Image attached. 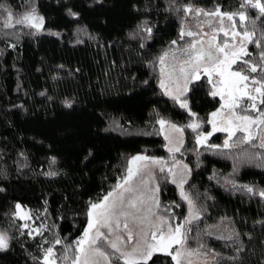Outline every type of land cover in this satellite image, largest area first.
<instances>
[{"label": "trees", "instance_id": "trees-1", "mask_svg": "<svg viewBox=\"0 0 264 264\" xmlns=\"http://www.w3.org/2000/svg\"><path fill=\"white\" fill-rule=\"evenodd\" d=\"M223 1L103 0V4H97L95 0H34L39 14L45 17L46 31L38 35H28V32L34 30L23 26H16L12 29L0 27V125L2 121L7 122L15 118L23 122L38 119L46 123L53 122L63 113L82 109L84 107L83 98L93 94L96 95V100L94 99L95 106L92 105L96 109L99 126L102 122L111 125L114 120H108L110 117H117L119 121H123L121 122L123 128L141 125L148 120L150 111L152 115L158 117L167 116L171 119L172 115L181 121L184 120L180 123L181 126L186 125L192 117L185 109L179 108V111L176 107H171L167 101L172 104L176 103V100L166 98L158 87L161 79L158 58L164 51L173 48L171 41L166 42L162 34L177 31L178 36L173 40H179L184 5L193 4L196 7H205L210 10L219 5L223 9ZM31 2L32 0H0V4L12 9L14 16L27 11ZM68 8L78 12L79 19L69 16ZM176 8H180L181 11L172 10ZM238 9L239 7L235 11ZM248 15L254 19L256 11L249 9ZM3 18V14H0V20ZM145 20L148 26L152 27L151 38L144 39L146 33H140L133 38L131 34H134L138 25ZM191 21L189 19L188 22ZM9 32L19 33V38L9 36L7 34ZM53 32L59 35L49 34ZM10 44H15L16 47L12 48ZM179 44L183 46L185 43L181 40ZM259 51L260 49L256 48L254 52H251V58L257 59ZM92 62H97L93 65V73H95L93 78L88 72V67ZM200 83L198 86L196 84L187 97L183 98L190 99L195 108L191 111L195 112L197 119L203 123L202 129L198 131L204 132L209 131L207 123L209 110L214 106V102H218V99L210 95V90H207L206 95ZM160 94L164 97L160 98ZM246 100L247 98L244 102ZM65 101L73 102V106L66 107ZM257 107L264 109V105L258 104ZM125 111L132 112L128 119L131 125L124 122ZM182 113L186 116L184 119ZM238 113L244 114L239 110ZM247 114L257 115L254 111H249ZM88 125L92 131L94 125L85 124L87 127ZM95 131L96 135L90 141L93 145L90 148L93 151H95L94 143L98 140L97 136L101 130L95 127ZM142 131L145 135L151 134L148 128H143ZM196 135L197 133L192 129L185 128L184 146L180 152L175 154L176 159L185 161L191 169V175L184 190L191 195L202 216V219L192 226L188 245L196 249L199 243H204L206 248H211L224 257L230 256L233 254V249L228 246L231 242L216 237L220 234L228 235L232 229H235L240 233V238L246 245L245 264H264V243H262L264 223H260L264 221V199L258 195L247 194L243 190L237 191L227 182L229 179H234L238 185H250L257 189H264V168L242 163L234 174L236 158L242 151L264 153V149L245 144L231 150H206L197 146ZM240 135L242 133H237V136ZM78 137L76 133L74 140L77 143L81 141V139L77 140ZM213 137L212 143L223 144L225 135L218 133ZM130 138H133V135ZM141 139L155 146L158 143V140L151 136ZM235 139L234 137L233 141ZM27 141L31 157L35 155L38 159L43 158L40 156L41 151L47 148L46 146H50L49 149L54 153L48 155L52 156V160L57 158L54 170L55 172L57 170L58 177L46 181L50 182L54 188L60 186L65 190V187L69 185L75 187L76 184L73 181L66 183L62 179L71 169L66 160L76 158L78 153L92 150L87 148L84 151L82 146L81 150L74 148L72 152L70 150L68 152L67 148L64 151L63 149L57 150L47 133L36 130L27 136ZM254 143L258 144V141ZM137 144L136 152H139L143 146L140 143ZM155 149L149 146V151L145 152L149 155H159L153 153ZM120 153H123V150ZM171 157L172 155L167 156V158ZM21 158L26 157L21 155L8 160L0 156V170L5 173L0 176V184L10 183L13 178L16 181L18 178L29 181L44 180L42 177L47 174L45 169L48 168L51 158L46 160L45 165L33 162L34 165L26 166V168L20 167V164H23ZM157 179L159 180V174ZM85 180H88L85 181L88 184L94 183V180ZM82 187L83 190L86 189L83 182ZM160 189L159 214L175 217L172 222L186 216L187 202L181 198L170 181H161ZM22 191V188L13 190V196L8 199L9 201L1 205L4 206V211L0 213V216L9 210L13 202L32 198L24 197L21 194ZM76 191L78 190L72 191V196L79 199L77 209L80 210L85 200L93 198V195H87L85 199L81 196V192L75 193ZM69 202L65 200L62 206H70ZM165 208H168V213L164 212ZM210 225L219 227L210 229L213 235H205L204 230ZM248 236L252 239L249 240ZM153 259L156 264H175L170 257L163 254ZM208 264H217V262L212 259ZM219 264H234V262L220 261Z\"/></svg>", "mask_w": 264, "mask_h": 264}, {"label": "snow or ice", "instance_id": "snow-or-ice-1", "mask_svg": "<svg viewBox=\"0 0 264 264\" xmlns=\"http://www.w3.org/2000/svg\"><path fill=\"white\" fill-rule=\"evenodd\" d=\"M95 3L103 4V0H95ZM249 9L256 11L254 19L248 15ZM172 10L181 11L180 8ZM182 13L179 40L171 41L173 48L165 51L157 61L161 75L166 78L160 81V87L166 95L179 101V106L192 117L184 126H178L164 118L157 120L159 131L168 141V152L172 154L171 166L167 160L148 155L131 157L125 175L115 188L99 201L89 202L86 212L87 226L82 236L69 243H64L57 236L51 246L43 249L42 264H58V260L62 261V264H156L153 257L159 254L170 257L175 264H192L193 256H211L217 264L220 261L245 264L246 245L235 229L228 235L220 234L216 237L231 242L228 246L233 249V254L230 256L224 257L213 249L206 248L204 243H199L196 249L188 247L192 226L201 220L202 216L191 195L184 190L191 169L177 160L175 154L184 146L185 128L197 133V146L206 150H231L245 144L264 149V109L256 104L258 100L260 105H264V0H240L239 9L233 12L222 11L219 5L214 10L207 11L187 4L183 6ZM0 14L4 17L0 20V27L4 29L23 26L34 30L28 32V35H38L46 31L45 17L39 14L34 0L28 10L19 16H14L10 7L0 4ZM67 14L79 19V13L71 8L67 9ZM189 19L195 22L192 26H189ZM225 21L228 22L227 25ZM205 27L209 31H205ZM140 33L147 34L144 39L151 38L152 27L148 26L146 20L138 25L137 31L131 35L135 38ZM7 34L19 38V33ZM49 34L59 35L55 32ZM220 34L224 39H218ZM185 37L191 39L180 46L179 41L185 40ZM248 45L260 49L257 59L251 58L252 53L248 51ZM9 46L16 47L15 44ZM170 56L172 64L169 67L166 61ZM237 64L239 67L234 69L233 66ZM202 75L212 86L210 95L219 96L224 101L221 109H227L226 113L221 110L211 113V119L207 123L211 125L212 130L208 133L198 131L202 129V122L197 119V114L191 111L187 99L181 100V97H187L193 90ZM245 98L247 100L242 104L241 101ZM65 106L71 108L73 102L65 101ZM237 110L244 114H238ZM249 111H254L257 115L247 114ZM216 132L228 134L222 145L208 143ZM237 133L242 135L237 136ZM256 141L258 144L254 143ZM236 159L234 174L242 163L264 168V153L244 150ZM3 175L5 173L0 170V176ZM48 175L56 173L51 172ZM161 181L176 184L180 189L181 198L187 201L188 215L181 223L174 224L173 216L158 214L161 208L158 196ZM227 182L237 191L243 190L247 194L258 195L264 199V189L238 185L234 179ZM2 191L4 189L0 187V192ZM164 212L168 213V208H165ZM10 216L13 223L6 229H0V253H7L11 249L14 237L10 235V231L17 227L14 221L31 219V214L24 211L19 203L15 205V210ZM29 227L28 223L19 226L22 229ZM218 227L206 226L204 234L213 235L210 229ZM33 232L42 235L39 229L30 230L28 235L33 236ZM247 238L252 239L250 236ZM44 242L50 243L47 240ZM56 245H62L63 251L59 257L55 250ZM33 259L39 260L35 257ZM205 264H208L207 259Z\"/></svg>", "mask_w": 264, "mask_h": 264}, {"label": "rangeland", "instance_id": "rangeland-1", "mask_svg": "<svg viewBox=\"0 0 264 264\" xmlns=\"http://www.w3.org/2000/svg\"><path fill=\"white\" fill-rule=\"evenodd\" d=\"M239 5V0L223 1V9L227 12L235 11V9L239 7ZM200 8H204L207 11H212L205 7ZM223 9L221 10L224 11ZM188 23L189 26H192L195 22L191 21ZM227 23L228 22L225 21V25H227ZM204 30L209 31L207 27H205ZM162 35L163 39H165L166 42L172 41L178 36L177 31H174V33H167L166 35ZM190 39L191 38L185 37V40L182 41H184L185 43V41H188ZM218 39H224L223 35L220 34ZM163 45H161V47ZM253 47V45H248V51L254 52L256 48ZM177 55H179V53H177ZM98 60L100 61L101 59ZM94 64H97V62H92L91 65H89L88 67V72L91 75V78H93V75L95 74L93 73ZM166 64L169 67L171 66V56L166 61ZM233 67L234 69L238 68L239 64L234 65ZM162 79L166 78L161 75L160 81ZM214 79L216 78L214 77ZM160 81L158 87L162 90L163 95L166 98H171V96L166 95L164 93V90L160 87ZM200 81L202 82L200 83ZM200 81L196 83V86H198V83H200L199 85H202V87L204 88V92L207 95V90H210L211 92L212 86L207 83V78L203 75ZM163 95L160 94V96H158L161 98ZM95 97V94L84 97V107L82 109L76 110L75 112L63 113L53 122L46 123L45 121L39 119L29 122H23L16 118L7 122L2 121V124L0 125V156H3L4 158L6 157L9 160L14 159L15 156H17L18 158L19 156L23 155L26 158H21L23 161V164H20L21 168H23V166L25 168L26 166L31 167L32 165H34L33 162L37 163L38 165H45L46 160H49L50 158L51 159L49 161L50 163L48 165V168L45 169V172H47V174H44L42 177L44 178V180L33 179V181H29L24 178H18V180L16 181L13 178L10 183L0 184V187L4 189V191L0 192V213L4 211V206L1 205L9 201L8 199L13 196L14 189L22 188L23 191L21 194H23L24 197H32L28 200L26 199L25 201L13 202V205L9 206V210L7 212H4V215L2 214L3 216H0V229H6L9 227L10 224L13 223V218L10 216V214L15 210V205L17 203L22 206V209L24 211H27L31 214V219L29 220L14 221L17 227H13L10 231V235L14 237L12 240L11 249L7 253H0V264H42V258L44 255L43 249L51 246V242H54L57 236H59V238L64 243L74 242L76 239L81 237L84 229L87 226L88 217L86 215V212L88 209L89 202L99 201L104 195H106L109 191H112L115 188V186L121 181L122 177L125 175L131 157L136 155H148L158 159L167 160L169 166H171L172 158H167V156L172 154L168 152V141L165 140L164 134L159 131L160 126L157 123V120L160 118H164L173 123H176L178 126H181L180 123L184 120L181 121V119H177L172 115L171 119L167 118V116L158 117L154 114L153 116L152 112L150 111L147 118L148 120L144 124L131 125L128 119L129 114H131L132 112L125 111L126 113H124V115L126 116V118L124 122L129 123L131 127L123 128L121 125V122L123 121H119L120 119L118 120L117 117H115L116 119L114 117H110L112 119H108L114 120V122L111 124L112 126L109 125L110 123L108 124L106 122L100 123L99 126L98 115L94 107V102L96 100ZM216 98L218 99V102H214V106L209 110L208 120L211 119V113L213 112H216L218 110H221L225 113L227 112V109H221V105L224 104V101L221 100L219 96H216ZM183 99L184 98L181 97V100ZM187 101L191 110H195L190 99H187ZM167 103H169L171 107L174 106L180 111L179 108L181 107L179 106V101H176V103H172L173 105L168 101ZM243 103L245 102L243 101L242 104ZM256 104L258 106V100L256 101ZM185 117L186 116L183 114V119ZM91 120L93 122H91ZM90 123L101 130L100 134L98 133L97 136L98 140L94 143L95 151L90 148V146H93L90 144V141L93 140V136L96 135L95 127L93 126L92 131H90L89 125L88 127L85 126V124ZM39 124L41 126H39ZM208 126L209 131L206 130L204 131V133H208L212 130L211 125L209 123ZM143 128L150 129L151 134L149 133L148 135H145L142 131ZM131 129L133 130L131 131ZM34 130L47 133L49 139H51L52 143L56 145L55 148L57 150L63 149L64 151L67 148L69 152V150L71 151L74 148H76L77 150H81V146V148H84V151L87 148L92 150L86 153H78L76 158H68L66 160L67 164L71 167V169L68 170V172L65 176L62 177V179L66 181V183L73 181L76 184L75 187L69 185L65 187V190L60 186H56L54 188V186L51 185L50 182L46 181L47 179L51 180L55 179V177H58L57 170L56 172L54 170L55 163H57V158L56 160H52V156H49L54 153L53 150L49 149L50 146H46L47 148H43V151H41L40 153L41 155L39 154L40 156H43V158L39 157L38 159L35 157V155L31 157V151H29L30 147L29 142L27 141V136H30V134H32ZM21 133L24 134L21 135ZM76 133H78L79 135L77 140L81 139L79 143H82L83 145L77 143L74 140ZM218 133L225 135L224 140L227 139L228 134L226 132H216L213 135ZM184 134L185 130L183 133V137ZM132 135L133 138H130V136ZM213 135L208 141L209 144L212 143L211 140L214 138ZM145 136H151L152 138L157 139L158 143L156 144V146L152 143L147 144V141L145 139H141ZM137 143H140V145L143 146L141 147L142 149L140 148L141 150L139 152H136V149L138 147ZM78 145L79 147L77 148ZM149 146H152V148H156V151L153 150V153L159 155L147 154V152L145 151H149ZM122 150L123 153H120ZM89 153H91V155H89ZM85 157H87V159H85ZM182 163L187 164L185 161H182ZM49 172H54L56 173V175H48ZM85 179L94 180V183L90 182V184H88L85 182L88 180ZM82 182L86 186V189L84 190L82 187ZM172 186L177 190L178 194L180 195L179 187L176 184H172ZM69 189H71L72 191L75 189L78 190L79 192L76 191L75 193L81 192V196H83V198L85 199L87 198V195H93V198L85 200V204H83L82 208L79 210L77 209L79 199L73 198V192ZM158 196L160 200V192ZM70 198L72 199L70 200ZM65 200L70 201V206H62V204L65 203ZM187 215L188 208L186 216ZM186 216L182 217L181 219L175 220L173 223H181ZM23 223H28L30 226L29 229L19 228V226ZM32 229H39L42 232V235H36L35 232H33V236L35 237V239H33V236L28 235V232ZM45 240L49 241L50 243H45ZM188 247L191 248L189 245ZM55 250L57 256L59 257L63 251L62 245H56ZM34 257L39 258V260L33 259ZM205 259L208 260V263L212 260L211 256L207 258L193 256L191 258V261L192 264H205ZM58 264H62V261L58 260ZM121 264H123V262H121Z\"/></svg>", "mask_w": 264, "mask_h": 264}]
</instances>
